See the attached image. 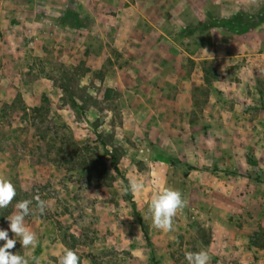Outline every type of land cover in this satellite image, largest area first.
<instances>
[{
  "label": "rangeland",
  "instance_id": "1",
  "mask_svg": "<svg viewBox=\"0 0 264 264\" xmlns=\"http://www.w3.org/2000/svg\"><path fill=\"white\" fill-rule=\"evenodd\" d=\"M263 12L264 0L0 4V174L17 191L0 229L13 238L7 216L33 201L30 264H58L64 248L81 264H188L201 249L211 264H264V106L239 69ZM164 185L187 201L169 232L149 212Z\"/></svg>",
  "mask_w": 264,
  "mask_h": 264
},
{
  "label": "clouds",
  "instance_id": "2",
  "mask_svg": "<svg viewBox=\"0 0 264 264\" xmlns=\"http://www.w3.org/2000/svg\"><path fill=\"white\" fill-rule=\"evenodd\" d=\"M130 188L134 192H141L144 188V181L139 178H132ZM17 195L16 187L12 181L3 174H0V208H7ZM32 200L24 199L16 203L15 211L7 216L9 228L13 233V238H9L8 231L0 229V264H30L34 260V249L39 243L38 235L25 222V217L33 214L30 205ZM186 199L182 192L173 187L164 185L152 194L149 212L151 214L153 226L164 232L173 229V222L178 212L186 206ZM49 203L38 196L36 197V212L43 215ZM22 248L29 251L21 254L11 251L16 244L17 239ZM188 264H211V256L205 249L199 251H188L185 253ZM58 264H81V259L77 251L64 248L58 257Z\"/></svg>",
  "mask_w": 264,
  "mask_h": 264
},
{
  "label": "crops",
  "instance_id": "3",
  "mask_svg": "<svg viewBox=\"0 0 264 264\" xmlns=\"http://www.w3.org/2000/svg\"><path fill=\"white\" fill-rule=\"evenodd\" d=\"M260 1H262V0H260ZM254 24L255 25L252 29V31H253L252 35H253V39H254L253 46L256 49L255 50V52H256L255 53V55H256L255 61L250 62V63L245 62V64L241 65L239 69H240V71L242 70V72L243 71H246V72L252 71L251 74H247L244 76L245 83L243 82V85H244L243 89L244 90L250 89L257 96H258V94H261L260 99L263 102V106H264V12L261 13V15L257 18L256 21H254ZM244 37L250 38V35L246 34ZM238 48H239L238 50L241 51V55H249L250 52L253 53V51L250 50V47H249V44L247 41H245L244 44L241 43L238 46ZM244 50H245V52H244ZM192 81L193 80L192 79L190 80V77L185 80L186 84H185V86H183L185 94L188 93L189 89L193 86ZM239 99H240L241 105H242V103L246 104L248 101H250V98L247 97L245 93L239 94ZM258 99L259 98L257 97L256 102H258ZM228 104H229V101H226V105L223 107V110H221L223 117L230 116V107L228 106ZM239 116L241 118L245 119L246 117L248 118L250 116V113L247 110H244L243 107H241ZM263 117H264V111L261 110V117L258 116V120H260V118H263ZM193 126H195V125H193ZM188 131L189 130H186L183 132L179 131V133L174 131V134H175L174 140H173L174 136H172V135H167V136H168V138L170 137L172 139V142H175L176 144L177 143L180 144L178 142L179 135L181 138L188 139L190 137V134H191V131H189V132ZM166 134H168V131L165 132V136H166ZM165 143H166V140H165ZM167 143H169L168 139H167ZM184 143L190 144V143H187V141ZM190 146H194V145L190 144Z\"/></svg>",
  "mask_w": 264,
  "mask_h": 264
},
{
  "label": "trees",
  "instance_id": "4",
  "mask_svg": "<svg viewBox=\"0 0 264 264\" xmlns=\"http://www.w3.org/2000/svg\"><path fill=\"white\" fill-rule=\"evenodd\" d=\"M106 151H107V150H106ZM107 153H110V152L107 151ZM114 160H115V158H114V159L111 158V159H110V162H111V166L113 167V169L116 170V166H115V164H114ZM143 234H144L145 237H147V235H146V231H143Z\"/></svg>",
  "mask_w": 264,
  "mask_h": 264
},
{
  "label": "built area",
  "instance_id": "5",
  "mask_svg": "<svg viewBox=\"0 0 264 264\" xmlns=\"http://www.w3.org/2000/svg\"><path fill=\"white\" fill-rule=\"evenodd\" d=\"M14 0H0V4H4V3H8V2H12Z\"/></svg>",
  "mask_w": 264,
  "mask_h": 264
}]
</instances>
